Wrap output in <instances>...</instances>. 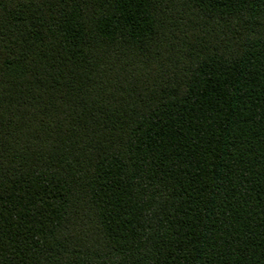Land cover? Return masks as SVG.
Instances as JSON below:
<instances>
[{"label": "trees", "instance_id": "1", "mask_svg": "<svg viewBox=\"0 0 264 264\" xmlns=\"http://www.w3.org/2000/svg\"><path fill=\"white\" fill-rule=\"evenodd\" d=\"M0 264H264V0H0Z\"/></svg>", "mask_w": 264, "mask_h": 264}]
</instances>
